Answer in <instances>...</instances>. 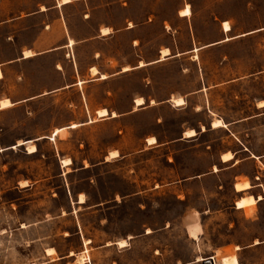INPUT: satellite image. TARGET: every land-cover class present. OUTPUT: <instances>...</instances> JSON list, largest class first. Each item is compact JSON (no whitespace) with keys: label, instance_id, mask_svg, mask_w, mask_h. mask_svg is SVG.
<instances>
[{"label":"rangeland","instance_id":"374dc122","mask_svg":"<svg viewBox=\"0 0 264 264\" xmlns=\"http://www.w3.org/2000/svg\"><path fill=\"white\" fill-rule=\"evenodd\" d=\"M178 3L164 1L130 62L158 58L159 45L173 56L124 80L87 74L77 85L69 64L64 80L52 81L47 57L7 66L0 99L13 104L0 108V264H220L231 254L264 264V243L252 245L264 240V200L235 208L241 195L264 194V30L207 46L226 37L223 20L233 27L228 36L264 26V0H193L189 18L176 15ZM79 53L88 71L92 50ZM149 73L159 93L178 86L186 103L97 115L100 106L133 109ZM59 83L70 85L52 90ZM216 118L226 126L213 129ZM189 128L198 135L182 138ZM245 147L238 164L221 163L222 152ZM113 150L119 156L108 157ZM235 181L254 188L242 194Z\"/></svg>","mask_w":264,"mask_h":264},{"label":"crops","instance_id":"0c3cea01","mask_svg":"<svg viewBox=\"0 0 264 264\" xmlns=\"http://www.w3.org/2000/svg\"><path fill=\"white\" fill-rule=\"evenodd\" d=\"M164 1L166 0H0V79L5 78V69L7 66L35 63L46 57L50 58L49 63L55 66L51 70L52 81L64 80V78H61V75L64 73L65 66L70 64L75 71L73 76L78 77L75 82L77 85H83L86 81L81 78L82 75L89 74L94 77L92 80H106L110 75H116V79L124 80L135 69L160 63L168 57L173 56L171 46L162 45L161 47L159 45L158 58L153 60L146 61L141 59L135 65L130 60L134 59L136 46L143 40V35L146 30L154 26L152 17L162 15L160 9ZM192 1L178 0L176 15L181 18L191 17L193 15ZM187 5H190L191 14H180V11L185 9ZM224 21L229 22V20L222 21V30L227 34L226 37L210 42L207 46L220 44L234 38L264 30V26H262L239 35L228 36V33L233 30V27L231 26L228 32L224 31ZM136 34L140 35L136 36ZM167 48L169 52L163 55V49ZM196 48L199 50V47H194L193 51ZM84 49L92 50L88 71L83 67V64L88 62L82 60L79 53L80 50ZM179 54L181 52H178L176 55ZM110 57L113 59L114 65L118 67L113 69L112 67L114 65L105 66V59ZM125 67L128 68L124 69ZM92 68H96L97 73H93ZM103 74H105V77H102ZM146 78L148 79L147 84L142 86L140 90L135 89L140 93L132 99L134 103L133 109H125L118 106H100L95 110L97 115L101 118H117L120 113L126 114L144 107H154L158 104V101L161 103L170 102L174 105V98H183L186 103L184 96L181 93L178 94V92H181L178 86L170 90H166V86H164L163 93H159L156 84H153L155 77L149 73ZM69 85V83H59L52 90H59ZM42 94H32L23 100L32 99ZM137 97L143 99V104H136ZM4 100L9 101L5 106L2 105V101ZM0 101V108L9 107L13 104L10 97H4ZM261 106L263 107L264 105ZM100 110H105L106 114L100 116ZM213 122L214 120L211 122L213 129L222 127L213 126ZM74 123L76 126L78 125V123L73 122L70 124V127H73L72 124ZM223 123L226 126L224 121ZM59 129L61 128H56V130ZM190 129L194 130V128L184 130L182 132V138H195L198 135L196 129L194 130V134L190 136L185 135ZM202 130H206L205 126H203ZM149 138H155L153 142L147 139V141L149 140V144L157 143L156 137L151 136ZM26 143V140L19 141L18 145H24ZM114 151L119 156L117 150L111 152ZM246 151H249L247 147L241 148L238 151H224L220 155V161L221 163L231 162L229 166H235L243 159L238 158V153ZM228 153L231 154V158L228 157L225 159L224 155ZM110 155L111 153L108 157ZM251 155L255 158L261 157L254 153ZM214 166V171H219L218 167L216 165ZM239 182L235 181L234 183V188L237 192L245 194L251 192L254 188L252 183L245 181L249 183V186L243 189H237L236 184ZM252 195L256 199V202L255 204L247 205L249 208L256 205L257 202L264 200V194L262 193L241 195L238 200ZM260 196L261 198H259ZM237 201L235 208L245 210L247 206L238 207ZM263 243L264 240L256 239L252 245L259 246ZM236 249L241 250L242 248L240 245H237Z\"/></svg>","mask_w":264,"mask_h":264},{"label":"bare ground","instance_id":"6f19581e","mask_svg":"<svg viewBox=\"0 0 264 264\" xmlns=\"http://www.w3.org/2000/svg\"><path fill=\"white\" fill-rule=\"evenodd\" d=\"M190 5H187L186 6V8L185 9H182L181 11H180V14H182V15H190L191 14V9H190V7H189ZM223 28H224V31H226V32H228V31H230V29H231V25L229 24V22L228 21H224V23H223ZM106 32V31H105ZM197 50H198V48H196L194 51L195 52H197ZM28 52V51H27ZM169 52V50H168V48L167 49H163V55H165L166 53H168ZM31 53V52H30ZM195 57L197 58L198 57V55L196 54L195 55ZM142 64V63H141ZM61 67V66H60ZM128 67H125L124 69H127ZM123 69V70H124ZM92 72L93 73H97V69L96 68H92ZM102 77H105V74H103L102 75ZM80 84V83H79ZM9 100V99H8ZM8 100H4V101H2V105H7L8 103H9V101ZM1 102V101H0ZM173 102H174V105H176V106H180V105H183V104H185V101H184V99L183 98H174L173 99ZM260 103H262V105H264V101H261ZM136 104L137 105H141V104H143V99L142 98H138L137 97V99H136ZM2 107V106H1ZM106 110V109H105ZM105 110H100L99 111V115L100 116H103V115H105L106 114V111ZM113 115H115V114H113ZM226 125V124H225ZM72 126L74 127V126H76V124L74 123V124H72ZM213 126H224V123H223V121L221 120V119H214V122H213ZM195 130V129H194ZM194 130H188L187 132H186V134L185 135H188V136H190V135H192V134H194ZM61 131V129H59V130H56L55 132H54V135H56V134H58L59 132ZM149 140H150V142H153L154 140H155V138H148ZM148 140V141H149ZM29 152L30 153H33V152H36L37 151V147L35 146V145H32V146H30L29 147ZM115 156H117V152L116 151H114V152H111V155L109 156V157H115ZM231 156V154H226V155H224V158L226 159V158H228V157H230ZM231 158V157H230ZM62 163L64 164V165H68V164H70L71 163V160L68 158V159H62ZM215 170H217V168H215ZM249 186V183L248 182H244V183H237L236 184V188L237 189H243V188H246V187H248ZM259 198H261V196L259 197ZM80 202H85V197H84V195H80ZM255 202H256V199L253 197V195L252 196H249V197H245V198H241V199H239L238 201H237V206L238 207H245V206H247V205H250V204H255ZM248 208H249V206H247ZM247 207H245V209L247 208ZM247 208V209H248ZM246 209V210H247ZM202 230V229H201ZM91 240H86V243H89ZM121 246H125L126 244H127V240L126 239H123V240H121V241H119L118 242ZM238 248V247H237ZM49 250V252H53V248H50V249H48ZM225 256H227V255H224V256H222L221 258H220V264H239V260H238V258H237V256L235 255V254H232V255H229V256H227V257H225ZM81 261L83 260V257H81V259H80ZM201 260V258H199L198 259V261H200ZM216 264H217V262H216Z\"/></svg>","mask_w":264,"mask_h":264},{"label":"built area","instance_id":"2783aa9c","mask_svg":"<svg viewBox=\"0 0 264 264\" xmlns=\"http://www.w3.org/2000/svg\"><path fill=\"white\" fill-rule=\"evenodd\" d=\"M210 258L212 260V262L210 261ZM205 264H216V259L214 257H208L204 260Z\"/></svg>","mask_w":264,"mask_h":264},{"label":"water","instance_id":"95a60500","mask_svg":"<svg viewBox=\"0 0 264 264\" xmlns=\"http://www.w3.org/2000/svg\"><path fill=\"white\" fill-rule=\"evenodd\" d=\"M210 261L212 262L211 258H210Z\"/></svg>","mask_w":264,"mask_h":264}]
</instances>
